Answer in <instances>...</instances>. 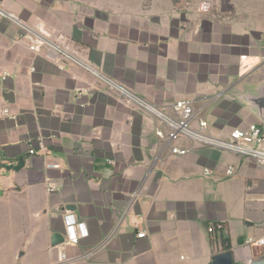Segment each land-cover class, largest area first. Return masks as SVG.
<instances>
[{
    "label": "crops",
    "instance_id": "obj_1",
    "mask_svg": "<svg viewBox=\"0 0 264 264\" xmlns=\"http://www.w3.org/2000/svg\"><path fill=\"white\" fill-rule=\"evenodd\" d=\"M89 6L0 0L2 9L152 106L191 102L204 109L214 134L251 124L264 130L235 100L244 85L264 80V20H218L198 10L180 21L149 9L100 17ZM156 126L93 73L30 52L0 18V165L23 163L15 172L0 168V264L55 260L52 238L65 240L67 214L88 232L65 248L69 264H216L225 252L229 264H264V248L244 243L264 236V169L205 148L169 156ZM46 180L55 192L45 191Z\"/></svg>",
    "mask_w": 264,
    "mask_h": 264
},
{
    "label": "built area",
    "instance_id": "obj_2",
    "mask_svg": "<svg viewBox=\"0 0 264 264\" xmlns=\"http://www.w3.org/2000/svg\"><path fill=\"white\" fill-rule=\"evenodd\" d=\"M0 18L17 29L20 33V38L25 42L30 52L39 53L40 51H46L55 58L63 60L65 63L76 65L93 73L101 83L108 87L127 105L152 116L157 122L154 131L155 137L161 143V151L166 150L169 156L182 157L189 154L194 148H205L252 160L264 169V130L262 127L251 124L246 129L232 128L227 134H214L211 132L210 125L204 118V109L202 107H195L191 102L186 101H177L162 109L152 106L128 89L93 72L74 53L53 41L40 28L26 24L20 18L5 11L1 7ZM8 77V73H4L1 78L4 80ZM3 115L12 120L15 119L7 109L3 110ZM39 148L40 153L44 152L45 148L42 145ZM29 153L31 155L35 154L33 150H30ZM6 166L9 167L11 165L5 163L0 165V168H5ZM46 168L58 169L59 166L50 164ZM212 173L213 171L210 169L205 168L203 170L204 176L209 177ZM232 174L233 168L227 167L224 175L230 177ZM45 191L47 193L56 191V188L49 180H46ZM63 222L66 238L53 247L58 251L57 257L48 264H69L71 261L65 253V248L77 245L80 239L88 236L84 223L77 222L72 215H65ZM216 228L220 229L222 225H217ZM212 230L211 228L210 232ZM145 235V231L136 233L137 238H144ZM244 243L248 247L264 248V236L248 237Z\"/></svg>",
    "mask_w": 264,
    "mask_h": 264
},
{
    "label": "rangeland",
    "instance_id": "obj_3",
    "mask_svg": "<svg viewBox=\"0 0 264 264\" xmlns=\"http://www.w3.org/2000/svg\"><path fill=\"white\" fill-rule=\"evenodd\" d=\"M96 9L98 16H135L146 10H159L174 14L178 20L197 12L208 13L216 19H246L255 17L264 20V0H72ZM232 109H235L234 107ZM231 109V110H232ZM210 122V119L207 117ZM236 120L231 118L230 123ZM211 124V123H210ZM212 125L210 130L212 132ZM214 131V130H213ZM214 133V132H213ZM4 170V168H1ZM0 169V170H1Z\"/></svg>",
    "mask_w": 264,
    "mask_h": 264
},
{
    "label": "water",
    "instance_id": "obj_4",
    "mask_svg": "<svg viewBox=\"0 0 264 264\" xmlns=\"http://www.w3.org/2000/svg\"><path fill=\"white\" fill-rule=\"evenodd\" d=\"M235 100L244 108L247 112L252 114L260 123H264V80L256 84H246L239 91ZM23 167V163L17 166H9L7 170L18 171ZM53 243L58 244L61 242V238L58 235L53 236ZM229 252L222 253L215 257L216 264L228 262L229 264Z\"/></svg>",
    "mask_w": 264,
    "mask_h": 264
}]
</instances>
